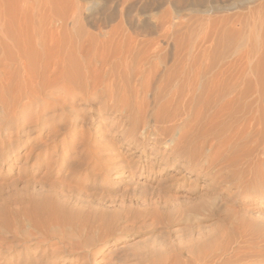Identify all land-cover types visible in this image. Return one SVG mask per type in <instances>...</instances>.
<instances>
[{"label": "rangeland", "instance_id": "1", "mask_svg": "<svg viewBox=\"0 0 264 264\" xmlns=\"http://www.w3.org/2000/svg\"><path fill=\"white\" fill-rule=\"evenodd\" d=\"M14 1L11 0V5ZM48 1L35 2L38 8L40 4L42 13L51 15L42 14L44 25L48 24L47 31L50 29L48 33L56 32L54 40L46 32L48 43H45L46 46L50 43V48L44 45V49L53 48V56L57 53L55 58L51 55V59L59 60V69L70 67L67 70L72 79L68 87L76 92L72 91L73 97L67 96L60 85L40 89L38 98L23 113L19 112V116H30L38 126L9 145L2 144L8 132H0V264H48L53 260L52 250L68 249L67 244L62 246L57 241L39 247L22 240L35 232L21 214V209L31 207V202H57L75 220L69 233L76 244L71 243L84 250L79 247L75 253L67 251L65 255H58L53 264H185L190 252L201 257L200 264L213 252L231 256L235 261L232 264H264V110L258 111L260 105H264V100L259 102L261 92L264 93V30L256 28L254 37L245 41L249 60L242 83L230 77V73L235 74L239 69L236 65L241 58L233 50L236 37L227 33L221 36L218 32L217 38L209 34L208 29L205 43L198 42L205 35H199L203 33L198 27L200 16L196 8L188 6L187 0H183L184 6L176 0H128V5L132 6L129 13L119 12L124 0ZM260 2L254 3L253 8ZM79 5H83V9ZM45 6L49 8L47 12H44ZM145 6L154 19L150 24L144 22ZM238 12L233 15L240 14ZM64 15H74V19ZM50 18V23L46 22ZM161 18L164 27L156 30L153 23ZM58 19L67 21L66 29H62ZM60 34H65L66 38ZM177 40L182 45L178 48H182L175 47ZM147 41L158 44L149 47L145 44ZM188 41L196 42V50L200 47L198 52L204 50L205 55L209 52L207 56L211 59L206 61L208 72L201 77L199 90L184 111L178 106V97L175 96L172 103L170 98L173 89L180 85L178 80L182 79L179 78L180 61L176 59L190 50ZM54 42L57 43L52 44ZM186 45L188 50L184 49ZM234 54L238 59L235 62ZM59 55H64L63 61L58 59ZM125 55L128 68L122 63ZM65 57L71 60L68 62ZM141 57H145L140 63L144 69L136 67ZM231 60L233 65L236 63V70L231 68ZM1 64L13 69L7 60ZM155 64L158 70L153 72ZM132 65L135 68H131ZM223 69L228 74L222 77L224 80L221 78V84L238 82V98L215 119L210 136L205 139L201 137L204 122L216 113L218 104L215 103L220 100L216 94H206L210 84L208 75ZM95 74L97 77L93 78L99 77L97 90L91 88V75ZM118 88H125L127 93L122 108L110 99V91L117 97ZM85 93L89 96L84 99ZM103 105H109L104 121L86 119L85 116H93ZM198 110L202 112L199 113L200 123L194 124ZM172 117L171 131L162 130V125L158 128L159 144H153L148 136L146 138L147 133H142L145 126L154 122L168 126ZM188 130V140L180 145L179 138ZM171 136L172 142L165 146L163 141ZM211 144L213 150L210 151ZM173 150L181 154L192 151L190 164L198 165L202 174L208 165L207 157L220 160L211 171L212 177L204 178L192 169L183 171L182 159L177 161L172 157L166 161L165 157ZM13 152L22 155L19 161L12 159ZM84 241L85 247L92 244L90 249L85 250ZM190 263L195 264L191 260Z\"/></svg>", "mask_w": 264, "mask_h": 264}, {"label": "bare ground", "instance_id": "2", "mask_svg": "<svg viewBox=\"0 0 264 264\" xmlns=\"http://www.w3.org/2000/svg\"><path fill=\"white\" fill-rule=\"evenodd\" d=\"M13 1L14 0H12V2ZM187 1L189 2V3H187L188 6H192V7L196 8L195 9V12H197V14L200 16V18L198 19V25H199L198 27H199V31L201 29V31H203V33H200L199 35L202 36V34H203V36L204 35L205 36L202 37V39H200L201 36L198 37V40L200 39V41H198V42L203 43L205 41V39L208 37L207 35H209V34L212 35V33H213V35H216L214 37H217V38H219L218 37V34L219 33L221 34V36H222V34L227 33V34L234 35L236 37L235 40H234L235 42L233 44V50L235 52H238L241 55V56L239 55L241 58L237 54L238 58H240L238 60L237 57H236V54H234L236 58L234 57L235 59H233V61L235 62L236 59L239 61V64H237V65H236V63H234V65H236V67L238 66L239 69L237 68V72L235 71V74L234 73H230V72L229 73H230V77L231 76H234L233 78L236 77L235 78L236 81L242 82V80L245 78V76L247 74L246 73V70H247L246 67L248 68V66H246V63L249 60V58H248L249 56H247V54L249 53V51L246 50L248 47L247 48L245 47V41L247 42L246 39H248L251 36L254 37V34H255L254 31H256V28H259V29H263L264 30V0L261 1V2H260V0H187ZM258 1L260 2L258 4V7L253 8L252 5L254 3L258 2ZM12 2H11V0H0V132H3V133H4V131H7L8 132V134H7L8 135V138L5 140L6 142L5 141H4V143L1 142L2 144L8 143V145L9 144H12V143H16L19 140V138L21 137L22 134H26L27 135L28 133H30V131L32 130V128H35L36 126H38L35 121H33L32 119L29 118L30 116H28V115L25 116V114H24V116H19V112H22L23 113V111L25 110V108L29 104H32L33 103V101L36 99L37 95L39 94L40 89L46 88V87L47 88L48 87L49 88H52V87H55L56 85H60V87H62L65 90L64 93L67 96H70V97L71 96L73 97V92L72 91H74V90L71 91V89L69 90L70 87H68L69 86V83H70V81L72 79L71 78V75L69 73L70 71L67 70L70 67H68L66 65L67 69L65 67H62L61 69H59L58 68L59 67L58 66L59 65V60L58 61H56L57 59L55 61L53 60V58H55L54 56H56L57 53L54 54V56H53L52 53H54V51H52L53 50L52 45H51V48L52 49H48V48H50V46H49L50 43L48 44L49 47L46 46V43H48L46 41V39H45L46 38V32H47V34H49L47 36H49L50 39H53L54 37H56L55 36L56 35V32L53 29H51V30H53L54 32L52 31V32H49L48 33V31L50 29L47 31V28L48 27H46V25H48V24H46V22L50 23L49 21H51V18L48 19V21L45 20L46 21L45 22L46 25H44V22H43L44 16H42V14H48L49 13V12L46 11L48 7L47 8H46V6L44 7V8H46L44 10V12L46 11L47 13H42V11H41L42 8L40 9V4L38 3L39 4V8H38V5H36L37 3H35L36 0H15L14 3H13V5H11ZM48 2H50V1H48ZM123 2L125 4L121 7V9L119 10V12L122 13V12H125L126 11V13H127L129 10L132 9V6L130 7V5H128V3H127L128 0H124ZM176 3L184 6V1L183 0H176ZM141 5H142V3H141ZM80 7L82 8L83 5L80 6ZM143 8H144L143 9V14L145 15L144 16V22H146V24H150V22L152 23V21H154V19H152L153 17H151V15H150V10L147 9L146 6L143 7ZM95 9H97L96 6H95ZM75 10H73V11H75ZM79 10H81V9L79 8ZM73 11H70V12L72 13ZM240 11H244V13H241ZM237 12L240 13V14H237V15L234 16L233 14L234 13H237ZM49 15H50V13H49ZM67 16H65V18H68L69 17L71 19V18L74 17V15H71V17L70 16L67 17ZM50 17H51V15H50ZM46 19H47V16H46ZM59 20H60L61 26L63 27L62 29H66L65 28V21L66 20L58 19V22H59ZM159 20H161V21H159ZM159 20H157L158 22L155 20V22L153 23V27L156 30H159V29L162 30V28L164 27V24L162 23V21L164 19L161 18ZM66 24H67V21H66ZM165 24H166V22H165ZM43 26L46 27V29L43 28ZM208 29H209L208 33L210 32L209 34H207V32H206ZM58 30H60V29H58ZM65 31H68V30H65ZM261 32H262V30H261ZM63 33H64V30H63ZM65 34H66V32H65ZM65 34H63V35L60 34V35H62V36H64L66 38ZM220 34H219V36H220ZM57 35H59V34H57ZM199 35H197V36H199ZM49 37H47V38H49ZM220 38H222V37H220ZM50 39H49V42L52 41V40L50 41ZM56 39H58V37ZM131 39H132V37H131ZM195 39H197V37H195ZM58 40H57V42H58ZM132 40H134V42H135L136 39L133 38ZM132 40H130V42ZM45 41H46V43H45ZM191 41H193V40H191ZM191 41H188L187 42L188 46L189 47L191 46L190 47V50L187 49V45H186V48H184V49H187L188 50V51L185 50L186 51L185 52L186 54L183 53V52H181V53L184 54V56L182 58L180 57L179 60L176 59L177 61H180V62H178V63H180L179 64V75H180L179 78H182V79L181 80H178V82L176 81L177 83H180V85H178V86L175 85L176 86L175 89L172 88L174 91L171 92L172 98H170V101L172 103V101H174L173 98L175 96H176V98L178 97L179 100H180V102H178V106L181 107L182 110H184V111L187 109L188 104L192 100V97L194 96V94L197 92V90H199V87H200L199 86L200 85L199 82H200L201 77L205 73L207 74V72H208V65H205V64H206V61L208 59V56L207 55L209 54V52H207L208 53L207 55L202 54L203 52L206 53L204 50H203V52H202V50H201V52L200 51L198 52V50L200 49V47L196 50V48H195V43L196 42H193L192 43ZM57 42H54L52 44H56ZM61 42H63V41H61ZM61 42H59L58 44H61ZM134 42L132 44H134V48H135V43ZM182 42H184V41H182ZM145 44L150 47V46H155L156 44H158V42L155 43L153 41H147V43L145 42ZM174 44L176 45L175 47H177V48H178L179 45H181V44H178V40L175 41ZM44 45H45V48L48 47L47 49L50 50V53L52 51L51 54L49 53V51L47 49H44ZM54 46H56V45H54ZM58 46L59 45H57V47ZM62 46H63V44H62ZM57 47H54V48L56 49ZM183 47H185V45ZM58 48H60V46ZM58 48H57V50H58ZM179 48H182V47H179ZM46 50L48 51L49 54L46 53ZM63 50H66V49H63ZM180 50H182V49H180ZM57 52H60V51H57ZM146 52L148 53V51H146ZM246 52H248V53L246 54ZM65 53H66V51H65ZM177 53L179 54V52H177ZM124 54H126V53H124ZM51 55L53 57L52 59H51ZM62 57L60 56V57H58V59L60 58L61 61H63L62 60ZM145 57H147V56H145ZM145 57H143V58L141 57L140 61H137L136 67H138V69L143 68V67H141V64L140 63L144 60ZM158 57H156V58H158ZM210 59H211V57L208 59V61ZM3 60L9 61L10 64H8V65H11V67L13 66V69L11 70V68H9L10 66L9 67L4 66L6 64H1ZM127 60H128V56L125 55V57L122 58V61H123L122 63L123 64L125 63L124 67H126V68H128L127 67L128 66L127 65L128 64V61ZM67 61H68V59H67ZM233 61L231 62L232 66H231V64L229 66H231V68L233 70H236V67L233 65ZM5 63H7V62H5ZM51 65H53L54 68L51 69ZM153 67H152L153 72L158 70L157 69V64L153 65ZM131 68H135V67H133V65H132ZM143 69L142 70H139V72L143 71ZM232 69H230V67H229V70L232 71ZM131 71H132V69H131ZM151 72H152V70H151ZM134 73H135V71H134ZM148 73L150 74V72H148ZM226 74H228V71H224V69H223V71H220V72L217 71L215 73H209V75H208V77L210 76L209 77V80H208L210 84H209V88H208L206 94H208V95H209V93L210 94H216V97L218 99L220 98V100L215 103L216 105L218 104L217 105V111H216V113H213L210 117H208V120H206V122H204V126H203L202 132H201V137H204L205 139H207V137L210 136L209 135L210 134L209 133V130H211V126H212L213 122L215 121V119H217V117H220V113H222L223 111L226 112L227 107H229L230 104L233 105L232 102H234L238 98L237 97L238 96V90H239V87H240V84L238 82H236V83L234 82L233 83V81L232 82L230 81L232 84L231 85H227V86L224 85V84H221V81L224 80L222 77L225 76ZM141 75H142V73L140 74V76ZM91 77L92 78L93 77H97V75L96 76H94V75L92 76L91 75ZM98 78L91 79L92 80L91 88L93 90L94 89L97 90L96 87L99 85V80H97ZM221 78H222V80H221ZM224 78H226V77H224ZM137 80H139V78ZM171 87H173V86H171ZM172 89H171V91H172ZM74 92H76V91H74ZM109 94H110V99L111 100L113 99V102L115 103V106L118 107V105H116L118 103V104H121V108H122V106H123L122 104L124 103L122 101H124V100L126 101L127 100L126 99V97H127L126 94L127 93L125 91V88H122V89L121 88H118V96L116 95L117 97H115V95H114V93L112 91H110ZM261 94H262V98H263L264 93L261 92ZM83 96H84V99H85V97H88L89 95L87 96L86 93H85V95H83ZM246 97H247V95H246ZM114 98H117L118 100H116ZM262 98H260V100H259L260 104L264 100V98L263 99ZM259 102H257V103H259ZM126 104H127V102H126ZM206 104H204V105H206ZM112 106H110L111 109H112ZM115 106H114V108H115ZM138 106H139V104L136 106V108ZM141 109H143V108H141ZM258 109H259L258 111H263L264 110V105H260V108H258ZM108 110H109V105H108V107H106V106L103 105V106H100V108H97V112L95 114H93V116L89 114L88 116H85V117H86V119H89V120L90 119H93V120H97V121L101 122V121H104L106 115L108 114ZM115 110H116V108H115ZM138 111H139V108H138ZM200 112H201V110L200 111L198 110L197 113L195 112V115H194V124L200 123V120H199V113ZM87 113H90V110L87 111ZM182 114L184 115V113H182ZM94 115H96V117H94ZM260 117H258V118H260ZM143 118H144V116H143ZM258 118H257V121H259ZM184 119H185V117H184ZM145 120H147V119H145ZM176 120L177 119H175V122H176ZM168 122H169L168 126H164L163 125V122L162 123H159V124L154 122L153 124H150V125L145 126V128L142 130V133L143 132L147 133L146 138L148 136V138H150V140L152 141L153 144H159L160 143L159 142V139L161 137V134L159 133V129L158 128L160 127V125L163 126L162 127V130H163V128H165V130L167 128V131L168 130L171 131L173 129V126H174V124L172 126V122H174L173 117H172V119L170 118L168 120ZM168 122H166V124ZM171 127H172V129H171ZM189 131L190 130H188V132L184 133L183 136H181V138H179L178 142H179L180 145L183 142V140H184V142L186 140H188ZM163 133H164V131H163ZM168 136H169V134H168ZM165 137H167V136H165ZM35 140H37V139H35ZM163 142H164V145L167 146L168 144H170V142H172V136L169 137L168 139H165V141H163ZM138 145H139V143H138ZM224 146H225V143H224ZM220 147H221V145H220ZM210 148H211L210 151L213 150V145L212 144L210 145ZM175 149H176V147H175ZM153 150H155V147H154ZM230 151H231V149H230ZM212 155H214V154H212ZM21 156L22 155L20 153L17 154L16 152H13V156H11V157H12V159L14 161H19L21 159ZM38 156L39 155L36 154V158ZM193 156H194V154L192 153V151L191 152H189V151H186V152L183 151L182 154H181V151L178 152V150L177 151L176 150H173V152H171L170 154H168L167 157H165V159H166V161L167 160H171L172 157H176L178 159L177 161H179V159H182L183 162H181L180 168L183 171H187L188 169H192L193 171H196L198 175H201L204 178H207L208 176H211L212 177L211 171L214 170V168L216 167V163L220 160V158H218V161H217V158L214 157V156L207 157L205 163L208 164V165L206 166V171H204V173L202 174L200 172V168L197 167L198 165L197 166L196 165H193L192 166L190 164V159ZM27 157H28V155H27ZM3 158L6 159L7 157L4 156ZM3 158H1V159H3ZM172 161H174V160H172ZM223 166H224V164H223ZM207 183H209V182H207ZM70 189L71 188H69V190ZM31 204H32L31 207L22 208L21 209L22 210L21 214L23 213L22 216L24 217V219H27L28 224L30 225V227H32L33 229H35V232L33 230L32 233L30 232L22 240L27 241V242H30V243L37 244L39 247L40 246H44L46 244L49 245L50 242H52V241H57L62 246L64 244H67L66 246H68V249L70 248V250H68L67 248H64L63 249L60 246L62 248V250H58V251L52 250L51 251L52 252V255H53L51 259H53V260H54V258L55 259L57 258L56 256L61 255V254H64L65 252L67 253V251H68V253H70V252L72 253V251L74 252V251H79L80 249L81 250L83 249L78 244H77V246L74 245V243L76 244V242H74L75 240L71 238L72 236L69 233L70 232V229H72L71 227H73V225L75 223L74 218L72 219L70 217V215H68L67 213H65L60 208V205L57 202H53V203H45L44 202L42 204H40V203H34V202L32 203L31 202ZM8 225L6 227H8ZM9 228H7V229L9 230ZM11 232H12V230H11ZM78 239H76V240H78ZM80 240L79 241L82 242V239H80ZM71 241H73L74 243L73 242L71 243ZM20 242H21V240H20ZM86 243L89 244L88 242H86ZM83 245L85 247V241H84V244ZM90 245H92V244L90 243L88 246H86L85 247L86 248L85 250L90 249ZM79 247H80V249H79ZM8 248H10V247H8ZM53 249H54V247H53ZM226 250H228V249H226ZM45 252H46V250L43 251V253H45ZM88 252H90V251H88ZM43 255H45V254H43ZM209 256H210L209 259L208 258H207V260L206 259H203L205 261H203V263L201 262V264H227V263L228 264H230V263L232 264V263L235 262V261H233L231 259L232 258L231 256L224 257V254H217L216 252H213ZM199 258L201 259V257H199ZM199 258L197 256H194V254H191V252H190V253H188L187 259L185 258L186 261H188V260L189 261L188 262H185V264H191L192 262L190 263V260L193 261L195 264H197L198 263L197 261H199ZM53 260H51V263H48V264H53ZM37 264H39V263H37ZM199 264H200V261H199Z\"/></svg>", "mask_w": 264, "mask_h": 264}]
</instances>
